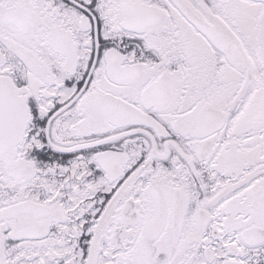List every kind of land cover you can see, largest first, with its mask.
Instances as JSON below:
<instances>
[{"label": "snow or ice", "instance_id": "6c2138e0", "mask_svg": "<svg viewBox=\"0 0 264 264\" xmlns=\"http://www.w3.org/2000/svg\"><path fill=\"white\" fill-rule=\"evenodd\" d=\"M0 264H264V0H0Z\"/></svg>", "mask_w": 264, "mask_h": 264}]
</instances>
